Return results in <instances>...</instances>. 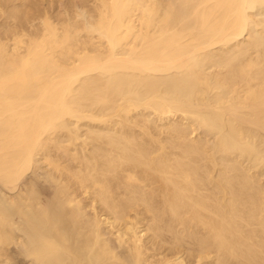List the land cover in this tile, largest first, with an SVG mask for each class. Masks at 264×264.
Returning <instances> with one entry per match:
<instances>
[{
  "label": "bare ground",
  "instance_id": "obj_1",
  "mask_svg": "<svg viewBox=\"0 0 264 264\" xmlns=\"http://www.w3.org/2000/svg\"><path fill=\"white\" fill-rule=\"evenodd\" d=\"M43 1L0 0L1 259L264 264V0Z\"/></svg>",
  "mask_w": 264,
  "mask_h": 264
},
{
  "label": "rangeland",
  "instance_id": "obj_2",
  "mask_svg": "<svg viewBox=\"0 0 264 264\" xmlns=\"http://www.w3.org/2000/svg\"><path fill=\"white\" fill-rule=\"evenodd\" d=\"M48 1H50L51 2V4H50V2H48ZM54 1V2H53ZM61 1V2H60ZM83 1L84 0H75V1H73V2H70V0H44L42 3H43V6H42V4H41V6L42 7H49L55 14H58L57 13V10L56 9H58V12H61V13H63L64 12V7L69 3L70 5H68V6H70V7H72V6H74V5H77V6H74V7H77L76 9L78 10H82V7H83ZM47 2V3H46ZM53 2V3H52ZM63 2V3H62ZM76 2V3H75ZM58 3V4H57ZM71 3H72V6H71ZM74 3V4H73ZM49 4V6H47ZM66 4V5H65ZM45 5V6H44ZM52 5V7H50ZM54 5V6H53ZM59 5V6H58ZM79 5H81V6H79ZM63 7L62 9L61 8H59V7ZM79 6V7H78ZM54 8H55V11H54ZM81 8V9H80ZM60 9V10H59ZM75 9V8H74ZM52 12V13H53ZM209 140H211V143H213L214 141H215V137L214 136H210V139ZM29 177V176H28ZM27 177V178H28ZM26 178V179H27ZM263 181H264V177H263ZM18 247L16 246V245H14V244H12V245H10L9 247H7V248H5V256H7L8 257V259H6V257L4 256V258H3V256H2V259H1V257H0V261L1 260H3V261H1V262H3L2 264H5L6 262H8L7 264H11V262H12V264H29V262H30V260H29V258L28 257H26V256H24L23 254H20V252H18ZM121 249V248H120ZM187 254H185V256H186ZM11 260V261H10ZM6 261V262H5ZM10 261V262H9ZM1 262H0V264H1Z\"/></svg>",
  "mask_w": 264,
  "mask_h": 264
}]
</instances>
